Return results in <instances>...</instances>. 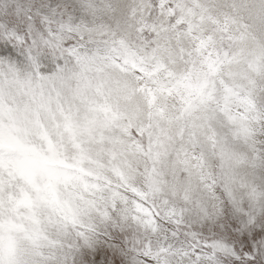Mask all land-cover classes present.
Masks as SVG:
<instances>
[{
    "label": "snow or ice",
    "instance_id": "1",
    "mask_svg": "<svg viewBox=\"0 0 264 264\" xmlns=\"http://www.w3.org/2000/svg\"><path fill=\"white\" fill-rule=\"evenodd\" d=\"M0 264H264V0H0Z\"/></svg>",
    "mask_w": 264,
    "mask_h": 264
}]
</instances>
